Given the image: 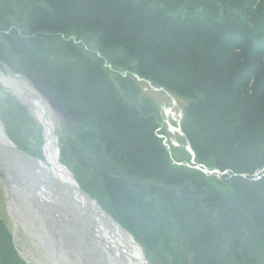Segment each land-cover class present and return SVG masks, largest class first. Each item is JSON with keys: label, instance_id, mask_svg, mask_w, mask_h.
<instances>
[{"label": "trees", "instance_id": "trees-1", "mask_svg": "<svg viewBox=\"0 0 264 264\" xmlns=\"http://www.w3.org/2000/svg\"><path fill=\"white\" fill-rule=\"evenodd\" d=\"M34 1L22 33L0 24V42L72 119L65 158L83 189L162 264H264V0ZM70 33L186 100L193 160L220 181L171 165L159 118L118 96L105 60Z\"/></svg>", "mask_w": 264, "mask_h": 264}, {"label": "rangeland", "instance_id": "rangeland-1", "mask_svg": "<svg viewBox=\"0 0 264 264\" xmlns=\"http://www.w3.org/2000/svg\"><path fill=\"white\" fill-rule=\"evenodd\" d=\"M35 4L36 2L34 0H0V24L7 27L9 33H11V31L15 34L22 33L21 28L23 26L27 10L30 6ZM0 37L2 38L1 34ZM67 38V40L72 39L73 45L77 48L84 47L86 52L92 58H101L105 60V71L113 85L114 92H116L118 96H121L126 102L133 103L140 108L142 112L145 111V113H153L154 117L159 118L160 132L158 133V137L162 141V146L167 152L168 161L171 165L176 167H185L191 171H198L205 177H208L209 181H220L219 177L225 175V172L210 170L209 167L207 168L205 165L196 163L193 160L194 154L185 140L184 134L181 130L182 123L184 122L183 116L187 103L186 100L178 99L164 88L154 86L149 81L140 78L133 71H129L125 68H118L110 62L108 63L107 60L102 58L100 53H98V48L96 47V42H94L93 35L81 33L78 40L75 38V35L70 33ZM22 39L24 41L26 38L23 37ZM44 39L46 41V37ZM39 42L42 43V41ZM0 46L5 54V56L0 59V74L5 77H9L4 65L10 66L11 68H7H10V71H12L14 75H18L20 73L33 74L30 70L26 69V63L23 59L14 54H10L6 47L4 49L1 42ZM46 48L48 51L47 55L50 52L49 59L52 62L57 61V59H55L57 56L54 58L51 56H54V53L51 54V52H54L56 47L49 43ZM23 63L25 64V69L22 68ZM33 76L35 77L34 74ZM38 80L42 85L38 90L42 93L44 98H49L51 100L47 104L49 105L50 116L55 122V134L58 137V160H60V163L58 164L63 165L76 180L74 174L75 172L72 170L73 167H76V165L69 164L65 158L69 142L74 144L72 137L74 136V131L76 129H73L70 122L63 118L62 114L65 113L64 108L52 96V94L44 88L41 82L42 80L39 76ZM33 98L34 93L28 91L24 93V97L18 99L12 91L4 88L0 84V125L3 127L6 136L18 146L20 151L25 152L33 158H42L41 149L45 144L43 135L44 126L42 120L39 118V111H37L35 105L32 102L27 101V99L33 100ZM188 156H190V158ZM88 173L89 172L83 169L81 175L84 177V180L88 181L87 183L90 184ZM47 179H49L51 181L50 183L56 187V184L52 181V177L51 179ZM36 183L38 184V187L42 185L41 183H38V181ZM77 183L79 188L98 205L100 211L97 220H99L100 224L103 221L106 222L108 217L117 222L106 210L102 199H100L97 195L84 190L83 186L78 181ZM36 191V194L42 198L39 191L35 190V192ZM222 191H226V189H223ZM31 195L36 196L33 192ZM208 214L211 215V213ZM201 217L202 216L199 218ZM78 227L80 228L79 232H82V234H84V230H88V227H85L83 224H79ZM225 240L221 242V245L225 242ZM140 247L149 264H162V262L154 255L146 251L142 245H140ZM44 252V249L32 240V238L24 230L23 225L18 222V218L8 203L6 185L2 183L0 179V264H47L45 262ZM82 254L85 257L86 254L84 251Z\"/></svg>", "mask_w": 264, "mask_h": 264}, {"label": "bare ground", "instance_id": "bare-ground-1", "mask_svg": "<svg viewBox=\"0 0 264 264\" xmlns=\"http://www.w3.org/2000/svg\"><path fill=\"white\" fill-rule=\"evenodd\" d=\"M4 67L8 75L18 76V79H10L0 74V84L12 91L18 99L24 97L25 92H33V100L27 101L35 105L44 126L45 144L41 149L42 158H33L20 151L0 125V179L6 185L8 203L18 222L23 225L32 240L44 249L47 264H120L115 257L114 242L109 239L110 234L102 230L104 221L98 224L100 230H95L97 234H94L93 239L89 236L86 238L85 234L80 236L78 225L82 224L81 216L70 209V196L66 198L62 189L58 190L47 179L50 176L58 179L60 160L55 122L50 116L47 104L51 100L44 98L38 90L42 86L40 81L33 74L14 75L10 66ZM37 181L42 185L38 187ZM64 182L68 185L72 183L69 179ZM35 190L39 191L42 198ZM32 192L36 196H32ZM199 212L203 213L200 210ZM96 236L101 243L95 242ZM91 242H95V245ZM84 250L88 251L85 257L82 254Z\"/></svg>", "mask_w": 264, "mask_h": 264}, {"label": "water", "instance_id": "water-1", "mask_svg": "<svg viewBox=\"0 0 264 264\" xmlns=\"http://www.w3.org/2000/svg\"><path fill=\"white\" fill-rule=\"evenodd\" d=\"M12 79H18V76H12L9 75ZM63 118H65L68 122H70V125L73 129H75V126L73 124L72 119L67 116L65 113L62 114ZM68 124V123H67ZM4 136V134L2 133ZM5 140V139H4ZM45 140V138H44ZM59 165V164H58ZM58 173L60 176H58V183H56V180L54 177H52V181L54 184H56V187L58 190L62 189L63 195L70 196L71 205L70 209L75 210L78 212V214L81 216L80 221L85 227H88V230H84V234L87 238V236L91 237L93 239L94 234H97L95 230H100L99 220H97L99 216V208L98 205L91 200V198L82 191L77 181L74 179L73 175L63 166L59 165ZM51 179V177H49ZM69 179L71 181V184H66L64 180ZM24 185V184H22ZM73 196V197H71ZM66 209H69V207H66ZM101 214V213H100ZM196 215L198 217L202 216L205 219H208L211 217L210 214H203L201 212H197ZM105 219V218H104ZM217 219V215H214V220ZM98 221V222H97ZM105 224L102 225V230L110 234L112 242H114L113 247L115 248V257L118 258V262L120 264H149L148 260L144 256L142 249L138 243L135 242L133 236L121 225H119L117 222H115L113 219L108 217V220L105 222ZM54 230V229H53ZM83 234V235H84ZM80 236H82V232H80ZM107 238V237H106ZM226 238L224 237L223 240ZM65 242V240H64ZM96 243H101L98 241V238L96 236ZM95 242H91L95 245ZM85 252V250H84ZM88 251L85 252L87 254Z\"/></svg>", "mask_w": 264, "mask_h": 264}]
</instances>
